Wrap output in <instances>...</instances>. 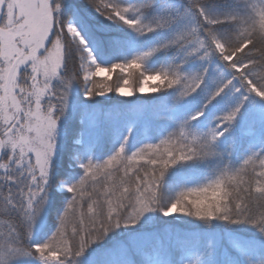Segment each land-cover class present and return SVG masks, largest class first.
I'll list each match as a JSON object with an SVG mask.
<instances>
[{
    "label": "snow or ice",
    "instance_id": "6c2138e0",
    "mask_svg": "<svg viewBox=\"0 0 264 264\" xmlns=\"http://www.w3.org/2000/svg\"><path fill=\"white\" fill-rule=\"evenodd\" d=\"M0 264H264V0H0Z\"/></svg>",
    "mask_w": 264,
    "mask_h": 264
},
{
    "label": "trees",
    "instance_id": "16d2710c",
    "mask_svg": "<svg viewBox=\"0 0 264 264\" xmlns=\"http://www.w3.org/2000/svg\"><path fill=\"white\" fill-rule=\"evenodd\" d=\"M163 63V61H156L155 63L151 64L150 66L152 67H160L161 64ZM153 95H159L158 93H153ZM98 99H102V98H98Z\"/></svg>",
    "mask_w": 264,
    "mask_h": 264
},
{
    "label": "rangeland",
    "instance_id": "374dc122",
    "mask_svg": "<svg viewBox=\"0 0 264 264\" xmlns=\"http://www.w3.org/2000/svg\"><path fill=\"white\" fill-rule=\"evenodd\" d=\"M113 79H114V77H113Z\"/></svg>",
    "mask_w": 264,
    "mask_h": 264
}]
</instances>
